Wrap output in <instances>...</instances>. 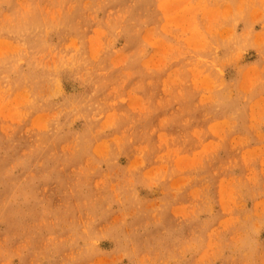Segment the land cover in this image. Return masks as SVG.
Here are the masks:
<instances>
[{
	"label": "rangeland",
	"instance_id": "1",
	"mask_svg": "<svg viewBox=\"0 0 264 264\" xmlns=\"http://www.w3.org/2000/svg\"><path fill=\"white\" fill-rule=\"evenodd\" d=\"M0 264H264V0H0Z\"/></svg>",
	"mask_w": 264,
	"mask_h": 264
}]
</instances>
